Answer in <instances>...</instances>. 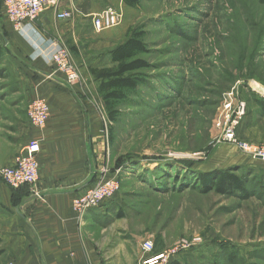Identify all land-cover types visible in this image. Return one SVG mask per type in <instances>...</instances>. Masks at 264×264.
Segmentation results:
<instances>
[{
    "label": "rangeland",
    "instance_id": "obj_1",
    "mask_svg": "<svg viewBox=\"0 0 264 264\" xmlns=\"http://www.w3.org/2000/svg\"><path fill=\"white\" fill-rule=\"evenodd\" d=\"M1 5L0 42L10 27ZM119 11L120 23L98 34L113 39L103 48L101 66L112 65L108 50L131 30L142 32L147 51L140 57L149 66L142 69L146 84L131 102L118 106L115 122L107 118L97 82L84 84L71 60L76 83L81 81L83 94L91 91L99 106L98 168L106 165L118 176L116 194L123 204L118 212L130 231L152 239L156 253L177 241L191 242L172 256L180 264H264V160L253 161L246 171L239 169L243 164L213 156L221 143L245 152L222 140L238 99L245 102V114L236 137L248 145L264 144V0H139ZM66 46L71 58L72 47ZM11 70L5 52L0 108L17 89ZM224 153L236 155L229 148ZM211 163L232 169L244 190H202L195 177Z\"/></svg>",
    "mask_w": 264,
    "mask_h": 264
},
{
    "label": "crops",
    "instance_id": "obj_2",
    "mask_svg": "<svg viewBox=\"0 0 264 264\" xmlns=\"http://www.w3.org/2000/svg\"><path fill=\"white\" fill-rule=\"evenodd\" d=\"M106 7L123 11L129 6L123 0H56L55 7L20 30L8 21L4 41L17 89L0 108V168L12 165L30 139H40V150L35 185L12 188L0 179V264L138 263L143 238L117 216L123 208L117 194L83 216L73 208V197L94 179L102 162L101 114L92 92L83 94L81 81L68 85L51 60L60 42L72 47L71 60L79 68L80 80L92 86L96 81L89 69L101 67L103 48L113 39L99 38L106 30L95 31L89 14ZM55 9L71 16L57 20ZM35 97L49 105L43 128L28 122L27 105ZM228 148L234 157L225 158ZM216 154L228 165L253 166L259 160L228 143L218 145ZM219 168L211 163L202 170Z\"/></svg>",
    "mask_w": 264,
    "mask_h": 264
},
{
    "label": "built area",
    "instance_id": "obj_3",
    "mask_svg": "<svg viewBox=\"0 0 264 264\" xmlns=\"http://www.w3.org/2000/svg\"><path fill=\"white\" fill-rule=\"evenodd\" d=\"M1 2L7 20L16 30H20L26 23L36 20L46 9L56 5V0H1ZM54 14L57 20H65L71 16L69 11L57 9H55ZM89 16L92 27L97 32L118 25L122 17L120 11L114 7H106L98 13H90ZM51 60L56 71L64 75L68 85L77 82L78 73L71 62L69 49L64 43H59L51 55ZM260 95L264 99V90ZM225 107H231V102L226 103ZM232 114L223 128L222 140L235 143L254 159L264 160V144L248 145L235 135V127L239 119L245 114V102L242 99H238L233 106ZM48 115L49 105L44 98L35 97L28 103L27 117L32 126L43 128ZM39 150L40 139H30L21 147L12 165L0 168V179L13 188L35 185L38 180L37 156ZM118 189V176L111 173L106 165H102L98 168V173L94 179L85 186L82 192L73 197V208L80 216H83L89 209L110 203ZM190 245H192L191 242L184 244L177 241L169 250L156 253L153 251L152 239H144L140 245L141 253L137 264H169L172 256L179 249ZM8 264H13V262H8Z\"/></svg>",
    "mask_w": 264,
    "mask_h": 264
},
{
    "label": "trees",
    "instance_id": "obj_4",
    "mask_svg": "<svg viewBox=\"0 0 264 264\" xmlns=\"http://www.w3.org/2000/svg\"><path fill=\"white\" fill-rule=\"evenodd\" d=\"M123 2L130 7H136L139 4V0H123ZM1 3L0 0V5ZM3 34L4 40L5 33ZM2 42L4 41L0 42V58L7 52V48ZM146 51L147 48L143 41L142 32L131 30L125 40L108 50L111 66L89 69L93 79L98 84L97 90L101 95L109 122L117 120L119 113L118 106L131 102L132 96L139 93V87L146 84V76L142 73V69L147 68L149 63L140 57V54ZM260 104L264 108V99L261 98ZM112 130V126H109L111 140L113 139ZM243 166L239 167V169L247 168V165ZM244 170L248 171V169ZM250 173L253 174V172ZM195 178L204 191L215 190L218 193L224 194L237 191L242 192L244 190L242 178L236 175L232 169H213L200 172ZM121 214V212H118L117 216H121ZM169 264L180 263L172 259Z\"/></svg>",
    "mask_w": 264,
    "mask_h": 264
}]
</instances>
